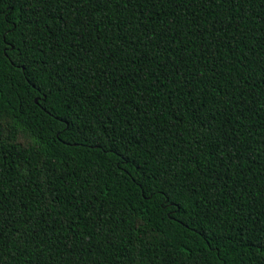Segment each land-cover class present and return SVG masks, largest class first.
<instances>
[{
	"label": "trees",
	"instance_id": "obj_1",
	"mask_svg": "<svg viewBox=\"0 0 264 264\" xmlns=\"http://www.w3.org/2000/svg\"><path fill=\"white\" fill-rule=\"evenodd\" d=\"M0 264H264V0H0Z\"/></svg>",
	"mask_w": 264,
	"mask_h": 264
},
{
	"label": "snow or ice",
	"instance_id": "obj_2",
	"mask_svg": "<svg viewBox=\"0 0 264 264\" xmlns=\"http://www.w3.org/2000/svg\"><path fill=\"white\" fill-rule=\"evenodd\" d=\"M3 51V49H0V52H2Z\"/></svg>",
	"mask_w": 264,
	"mask_h": 264
}]
</instances>
